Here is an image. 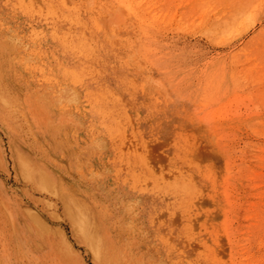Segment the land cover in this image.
<instances>
[{
  "label": "rangeland",
  "instance_id": "374dc122",
  "mask_svg": "<svg viewBox=\"0 0 264 264\" xmlns=\"http://www.w3.org/2000/svg\"><path fill=\"white\" fill-rule=\"evenodd\" d=\"M117 1L0 0L14 233L34 235L32 252L50 234L74 264H264V229L250 225L264 217V0H239L223 31L194 25L187 0H146V27L125 7L113 24Z\"/></svg>",
  "mask_w": 264,
  "mask_h": 264
},
{
  "label": "bare ground",
  "instance_id": "6f19581e",
  "mask_svg": "<svg viewBox=\"0 0 264 264\" xmlns=\"http://www.w3.org/2000/svg\"><path fill=\"white\" fill-rule=\"evenodd\" d=\"M147 1L149 3H147L148 5L146 7H148L152 3V0ZM144 2H146V0H119L117 1L116 5L108 7L106 9V12L110 17V21L113 24H118L120 21H122L121 19L124 13V7L128 8V10L133 13V16L137 18L138 24L141 27H146V25L148 26L146 17L142 15V12L139 13L137 10ZM187 3L190 4L188 15H195L199 17V20L196 23L194 22V25L204 27L206 28V30H209L210 27H213V29H216L218 31H223L227 26H232L237 21L239 16L244 13L245 9L247 8L246 5H248L247 3L243 4V2H239V0H187ZM211 14H213V20H215L212 22L213 24H209V21L211 19L209 17ZM224 14L226 16L225 18H223L224 20H222L221 17ZM200 16H203V18H200ZM257 104H260V101H258ZM35 108L36 107H32L31 109L32 113L36 115L37 113ZM17 165L23 177L27 180H32L34 168L32 167V164L23 159L20 154H17ZM39 181H41V183ZM39 181L37 183L38 186L41 185V187L48 189V179L41 178ZM231 181H233L232 177ZM238 196L239 194H237L235 198H229L228 204L230 207L233 206L235 199ZM255 196L260 198V201L257 202L260 205L261 211H263L264 189H258L255 192ZM0 205V264H74V260L76 259L70 257V250L67 252V257H70L68 259L61 254V249H59L58 247L59 245L53 240V237L50 234H42V236L44 235V239L49 244L47 249H45L44 251L41 250V252H32L30 243L33 242L32 238H34V235H28L26 237L22 232L14 233L13 229L15 224H13V217L15 215V211L13 206L15 205L12 199L7 196L3 188H0ZM65 206L66 212H68V214L73 217V211L75 209L71 204L66 203ZM26 214L28 216V223L33 222L35 224H38V226L44 225L33 212H27ZM81 216H83L82 213ZM250 225L253 227H261L264 229V217H259L257 221ZM83 228L91 242V248L95 253L96 251L100 252L98 240L95 235H93L94 233L92 232L90 225H83ZM65 258L68 260H65ZM75 264H80V262L77 263L76 261Z\"/></svg>",
  "mask_w": 264,
  "mask_h": 264
}]
</instances>
